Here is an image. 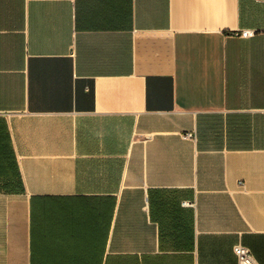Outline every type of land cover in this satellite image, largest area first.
Listing matches in <instances>:
<instances>
[{"label":"crops","instance_id":"1","mask_svg":"<svg viewBox=\"0 0 264 264\" xmlns=\"http://www.w3.org/2000/svg\"><path fill=\"white\" fill-rule=\"evenodd\" d=\"M238 244L264 264V0H0V264Z\"/></svg>","mask_w":264,"mask_h":264},{"label":"built area","instance_id":"2","mask_svg":"<svg viewBox=\"0 0 264 264\" xmlns=\"http://www.w3.org/2000/svg\"><path fill=\"white\" fill-rule=\"evenodd\" d=\"M256 34V31L252 30H244L241 33H235V35H238L242 38H250L254 37ZM188 139H195V135L192 133H188L185 135ZM233 251L238 259V264H257L251 250L241 244L236 245L233 248Z\"/></svg>","mask_w":264,"mask_h":264}]
</instances>
